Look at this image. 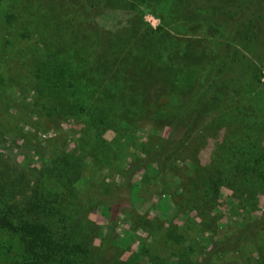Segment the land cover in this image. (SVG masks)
I'll return each mask as SVG.
<instances>
[{
	"label": "rangeland",
	"instance_id": "rangeland-1",
	"mask_svg": "<svg viewBox=\"0 0 264 264\" xmlns=\"http://www.w3.org/2000/svg\"><path fill=\"white\" fill-rule=\"evenodd\" d=\"M42 1L50 0H14L8 14L16 13L18 19L5 24L0 50V173L8 167L6 156L13 153L19 167L4 176L21 181V187L0 200L20 210L26 208L33 188L47 192L59 226H66L72 241L83 246L85 259L90 255L97 264H264V1L256 14L251 11L238 19L240 34L227 38L197 28L180 32L179 25L190 19L184 3L161 9L152 3L93 0L90 13L85 6L74 9L85 23L84 35L97 32L114 39L116 47L102 63L99 93L106 101L122 92L128 95L127 88L114 81L130 49L145 50L150 62L164 70L150 93L156 98L165 90L172 102L156 111L152 130L139 121V105L130 94L125 101L129 106L116 105L97 123L50 95L36 72L48 63L47 46L57 57L60 39L68 34L50 35L41 24L22 23L27 8L33 6L32 12ZM227 1L240 6L247 0ZM110 8L125 9L120 26L101 31L93 18L101 22L97 15ZM164 39L165 56L158 49ZM192 40L202 49L200 61H189L187 70L172 80L179 64L166 56L169 50L183 51ZM219 43L230 49L217 64ZM157 50L163 61H158ZM214 65L217 77L210 89L216 92V104L199 115L197 102L213 92L198 72ZM165 75L172 80L168 88ZM169 109L180 111L167 116ZM232 120L257 126L260 144L251 147V141H240L243 144L231 147L223 136ZM180 127L182 136L176 129ZM245 155L255 175L230 177V161L240 163ZM13 244L6 236L3 245L8 249ZM212 248L215 255L204 254Z\"/></svg>",
	"mask_w": 264,
	"mask_h": 264
},
{
	"label": "trees",
	"instance_id": "trees-1",
	"mask_svg": "<svg viewBox=\"0 0 264 264\" xmlns=\"http://www.w3.org/2000/svg\"><path fill=\"white\" fill-rule=\"evenodd\" d=\"M75 1L77 6H75ZM92 1L74 0L73 2L72 0H57L56 2V0H50L42 1L41 4L38 3V6H36L38 11L35 9L31 12L33 6H29L30 9L27 8L28 12L23 16L24 22H22L25 25L28 26L35 22L37 25L41 24L42 27L47 28L49 34L51 33L50 35H54L59 31H63L64 35L68 34V37L60 39L57 57L52 46H47L48 63L44 62L40 65L42 71L36 72L39 73L37 79L40 78L46 83L52 97L60 99L67 106L69 104L73 110L85 113L91 123L102 121L103 119H99V117H107L109 111L114 109L116 105L129 106L125 101L129 99L130 94L134 99V103L136 102L139 105L135 107L136 115L140 118L139 121L152 130L156 111L162 108L164 104L172 102L171 95L165 90L158 92L156 98L152 97L153 94L150 93L151 88L158 85L157 81L164 73V70L154 66L150 62V58L145 53V50H141V48L137 49L136 47L130 49L128 54L119 63L114 81L119 86L127 88L128 95L122 92L114 95L113 98L110 97L106 101L104 95L99 93L102 84V63L108 60L113 53V48L116 47L114 39L110 35L105 36L104 33L98 36L97 32L87 33V36L84 35L86 29L85 23H83L82 19L78 17L76 10H74L81 5L85 6L86 10L90 13L91 11L87 8L92 7L90 5V3H93ZM127 1L138 5L145 3H152L156 6L162 5L161 9L177 8L184 3L190 19L179 25L178 30L180 32L197 28V30H201L202 32L216 33L219 38H227L235 36L237 33L240 34L242 23L238 19L246 17L251 11L253 15L256 14L260 8V2L264 0L242 1V5L240 6H234L227 0ZM13 2L14 0H0V50L2 49L6 20L8 19L12 22L18 19L19 16L16 13L12 15L8 14ZM31 3L33 4L32 1ZM122 12H125V9H106L97 15L101 22H96L95 20L97 19L94 20V18L93 21L97 27L101 28V31L103 29L107 31L110 29L114 30L120 26L119 21L121 20ZM235 15H239L240 17H236ZM54 20H56V25L54 24ZM107 24L110 26H107ZM159 29L161 30L162 27ZM198 43V41L194 40L186 42L184 46L186 52L184 50L180 52L169 50L166 57L170 61L179 64L178 66L175 65L176 68L171 73L172 80L175 75H180V73L187 70L185 65L189 61H200L197 57L201 55L198 51H202V49L196 46ZM158 49L165 56L164 50L168 49L166 39H164V42L158 43ZM229 49L228 44L219 43L216 51L217 64L223 60ZM149 51H153L152 48L149 47ZM156 53L158 61H163L160 56L161 53L158 50ZM80 59H82L81 64L78 63ZM198 74L204 76L202 79H205V83H209V89L210 86H213V81L217 77L215 75V65L209 71L201 67ZM171 77L167 75L164 77V85L167 88L172 81ZM192 83H194V80ZM199 84V82L195 84L196 89L199 88ZM209 89H206L205 92L209 91ZM210 90L214 95L210 91L206 94L204 93L196 104V112L199 115L206 111L209 105L216 104V100H214L216 92H214V89ZM180 102L179 105H181ZM174 107L173 110H176L177 104ZM171 111L169 109V112H166L167 116H169V113L175 116L180 109L175 112ZM234 123V120L227 122L223 136V140L226 138L230 139L229 145L231 147L243 144L240 141H251V147L260 144L256 132L259 131L257 126ZM176 129L180 133L179 136L184 135V129L182 130L181 127ZM238 138L240 139L239 141ZM225 148L227 151L229 150L226 146ZM12 154L5 158L8 169L5 166L4 170L0 173V199H6L8 193H11L15 188L21 187V181L12 180L4 176V173L10 176V173L19 167V164L16 162L17 158L15 157V160L13 158L14 154ZM246 159L247 155H245L240 163L231 160L227 174L230 177L254 176L256 172L250 168L249 161ZM224 174L225 172L220 174L221 178ZM25 177L24 175L23 179ZM45 195L49 196L47 192H45ZM45 195L33 188L31 199L27 203L26 208L22 207L20 210H13L4 201L0 200V264H77L76 261L79 259L82 261V264H97L90 255L88 259H85V253H81V250L84 249L83 246L75 244L72 241L66 226H59L56 214L51 213L50 210L52 204L46 200ZM6 236L14 239L13 248L7 249L8 246L5 247L3 245ZM231 243H235V241ZM221 246L224 245L221 244ZM218 251L220 252L219 247ZM204 254L215 255L216 248H212L210 252ZM171 264H185V262L177 260Z\"/></svg>",
	"mask_w": 264,
	"mask_h": 264
}]
</instances>
